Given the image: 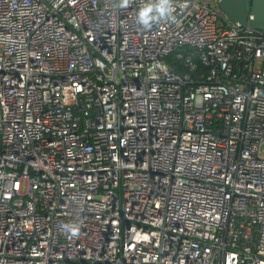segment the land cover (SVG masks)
Returning <instances> with one entry per match:
<instances>
[{
  "label": "built area",
  "instance_id": "built-area-1",
  "mask_svg": "<svg viewBox=\"0 0 264 264\" xmlns=\"http://www.w3.org/2000/svg\"><path fill=\"white\" fill-rule=\"evenodd\" d=\"M150 2L0 0V264H264V32Z\"/></svg>",
  "mask_w": 264,
  "mask_h": 264
},
{
  "label": "water",
  "instance_id": "water-1",
  "mask_svg": "<svg viewBox=\"0 0 264 264\" xmlns=\"http://www.w3.org/2000/svg\"><path fill=\"white\" fill-rule=\"evenodd\" d=\"M217 1L233 23L264 32V0Z\"/></svg>",
  "mask_w": 264,
  "mask_h": 264
},
{
  "label": "clouds",
  "instance_id": "clouds-1",
  "mask_svg": "<svg viewBox=\"0 0 264 264\" xmlns=\"http://www.w3.org/2000/svg\"><path fill=\"white\" fill-rule=\"evenodd\" d=\"M127 3L128 0H123L121 6ZM172 11L171 0H154L139 10L138 21L143 26L150 27L155 21L171 17Z\"/></svg>",
  "mask_w": 264,
  "mask_h": 264
}]
</instances>
